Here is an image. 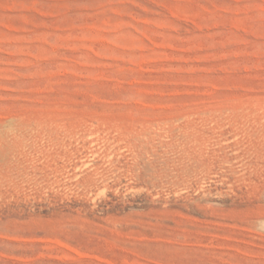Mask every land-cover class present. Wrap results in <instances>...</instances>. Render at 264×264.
Masks as SVG:
<instances>
[{
    "label": "rangeland",
    "instance_id": "1",
    "mask_svg": "<svg viewBox=\"0 0 264 264\" xmlns=\"http://www.w3.org/2000/svg\"><path fill=\"white\" fill-rule=\"evenodd\" d=\"M0 264H264V0H0Z\"/></svg>",
    "mask_w": 264,
    "mask_h": 264
},
{
    "label": "bare ground",
    "instance_id": "2",
    "mask_svg": "<svg viewBox=\"0 0 264 264\" xmlns=\"http://www.w3.org/2000/svg\"><path fill=\"white\" fill-rule=\"evenodd\" d=\"M178 130V129H177ZM189 130V129H188ZM171 132H172V130H171ZM178 133V132H177ZM185 139V138H184Z\"/></svg>",
    "mask_w": 264,
    "mask_h": 264
}]
</instances>
